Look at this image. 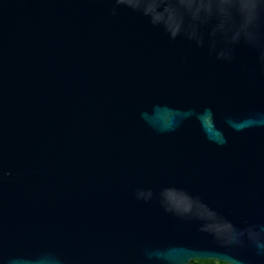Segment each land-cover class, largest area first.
I'll use <instances>...</instances> for the list:
<instances>
[{
  "label": "water",
  "instance_id": "95a60500",
  "mask_svg": "<svg viewBox=\"0 0 264 264\" xmlns=\"http://www.w3.org/2000/svg\"><path fill=\"white\" fill-rule=\"evenodd\" d=\"M264 264V0H0V264Z\"/></svg>",
  "mask_w": 264,
  "mask_h": 264
},
{
  "label": "trees",
  "instance_id": "16d2710c",
  "mask_svg": "<svg viewBox=\"0 0 264 264\" xmlns=\"http://www.w3.org/2000/svg\"><path fill=\"white\" fill-rule=\"evenodd\" d=\"M192 264H224L217 261H202V260H196L192 261Z\"/></svg>",
  "mask_w": 264,
  "mask_h": 264
}]
</instances>
